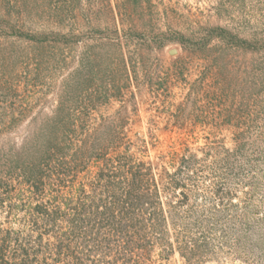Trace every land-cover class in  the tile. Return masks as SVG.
I'll return each mask as SVG.
<instances>
[{
	"label": "rangeland",
	"instance_id": "1",
	"mask_svg": "<svg viewBox=\"0 0 264 264\" xmlns=\"http://www.w3.org/2000/svg\"><path fill=\"white\" fill-rule=\"evenodd\" d=\"M61 148L86 190L101 151L142 164L154 230L57 242ZM1 244L0 264H264V0H0Z\"/></svg>",
	"mask_w": 264,
	"mask_h": 264
},
{
	"label": "trees",
	"instance_id": "2",
	"mask_svg": "<svg viewBox=\"0 0 264 264\" xmlns=\"http://www.w3.org/2000/svg\"><path fill=\"white\" fill-rule=\"evenodd\" d=\"M99 153V159L94 160L98 162L97 172H87L86 177L91 182L89 190L85 189L88 186L85 183L74 182L79 167L72 169L66 160L67 151L61 148L54 158L51 157V165L54 164L51 166V206L45 207L43 212H51V232L59 243L68 239L69 232L82 227L111 231L120 228L142 233L154 230L150 221L154 212L149 210L156 206L153 203L156 202V187L152 189L155 185L150 184L151 178L142 173V164L131 162L132 158L126 156L123 162L115 165L107 154ZM6 250L1 244L0 255Z\"/></svg>",
	"mask_w": 264,
	"mask_h": 264
}]
</instances>
